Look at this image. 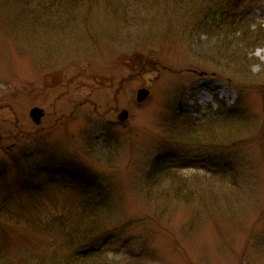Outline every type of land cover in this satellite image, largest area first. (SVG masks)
<instances>
[{
    "label": "rangeland",
    "instance_id": "rangeland-1",
    "mask_svg": "<svg viewBox=\"0 0 264 264\" xmlns=\"http://www.w3.org/2000/svg\"><path fill=\"white\" fill-rule=\"evenodd\" d=\"M44 1L0 0V264H264V0Z\"/></svg>",
    "mask_w": 264,
    "mask_h": 264
},
{
    "label": "trees",
    "instance_id": "trees-1",
    "mask_svg": "<svg viewBox=\"0 0 264 264\" xmlns=\"http://www.w3.org/2000/svg\"><path fill=\"white\" fill-rule=\"evenodd\" d=\"M46 1H48V0H46ZM46 1H44V2H46ZM79 2H84V0H78ZM44 2H40L41 4L42 3H44ZM47 3H45V5H46ZM44 8V7H43ZM43 8H39V7H37V10L39 9H43ZM45 8H47L46 6H45ZM62 11H64V9L61 7V5H59V6H57V5H54V6H52V9H50L49 10V12L52 14V15H58L59 13H61ZM217 23H219V25H216L213 29H211L210 30V32L212 33V35H215L216 33H219V32H221L222 30H226L227 28H229V22L227 23V22H225V20L224 19H221L219 22H217ZM200 24V21H196L195 22V26L197 25H199ZM235 27L237 26V27H239L240 25L239 24H236V25H234ZM248 28H250V27H248ZM241 30H243V31H246V32H249V34H251V36H253V37H251V38H253L252 40V42H251V47H250V45H249V50L250 49H254L255 47L256 48H258L257 46H262V43H260V42H263L264 41V33L263 32H259L258 33V30L257 29H255V30H251V29H247L246 30V28H244V27H242L241 26ZM257 30V32L255 33V31ZM230 33H232V32H230ZM256 34V35H255ZM211 35V34H210ZM244 71V74H246V73H250V67L249 68H247L246 67V69H244L243 70ZM194 131L192 132V133H190V139L192 140V139H199L200 138V135L201 134H198V132L195 130V129H193ZM211 133V132H210ZM204 138H206V137H204ZM208 141H210V142H212V140H213V137L211 136V135H208L207 136V138H206ZM198 141H203V140H201V139H199ZM207 142V141H206ZM210 142H208V143H210ZM183 184H186L185 182H183ZM182 189H185V187L184 186H181V188H180V192H181V190ZM183 196H185V195H183ZM186 197V196H185ZM100 206H102V202L101 201H98V202H94L93 200H89V204H87V201H86V205L83 207L84 209L85 208H100ZM100 212L101 211H96V214L99 216V214H100ZM81 217H82V222H84L85 224H86V226H87V228L89 227V225H93L94 223H93V221L95 222L96 220H93L92 221V219H91V217H89L86 213H83L82 215H81ZM96 218H97V216H96Z\"/></svg>",
    "mask_w": 264,
    "mask_h": 264
},
{
    "label": "water",
    "instance_id": "water-1",
    "mask_svg": "<svg viewBox=\"0 0 264 264\" xmlns=\"http://www.w3.org/2000/svg\"><path fill=\"white\" fill-rule=\"evenodd\" d=\"M149 94H150V91L149 90H147L145 88L140 89L138 91V97H137L138 102L145 101L147 99V97L149 96ZM30 114H31V117L33 118V120L37 124H39L41 122V119H42L43 115H44V112H43L42 109H40L38 107H35V108H33L31 110V113ZM128 117H129V113L126 110L122 111L120 113V115H119V119L121 121H123V122L126 121L128 119Z\"/></svg>",
    "mask_w": 264,
    "mask_h": 264
},
{
    "label": "bare ground",
    "instance_id": "bare-ground-1",
    "mask_svg": "<svg viewBox=\"0 0 264 264\" xmlns=\"http://www.w3.org/2000/svg\"><path fill=\"white\" fill-rule=\"evenodd\" d=\"M250 73H251V71H250ZM213 87V88H217V87H219L220 85H217V84H215V85H211V83H210V81H204V82H202L200 85H199V87H200V89L199 90H201V88H209V87ZM199 92V91H198ZM203 98V95H201V99Z\"/></svg>",
    "mask_w": 264,
    "mask_h": 264
}]
</instances>
